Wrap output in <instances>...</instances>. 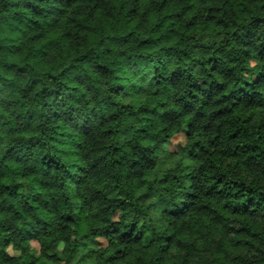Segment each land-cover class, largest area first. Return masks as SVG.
I'll return each mask as SVG.
<instances>
[{"label": "clouds", "instance_id": "clouds-1", "mask_svg": "<svg viewBox=\"0 0 264 264\" xmlns=\"http://www.w3.org/2000/svg\"><path fill=\"white\" fill-rule=\"evenodd\" d=\"M0 264H264V0H0Z\"/></svg>", "mask_w": 264, "mask_h": 264}]
</instances>
